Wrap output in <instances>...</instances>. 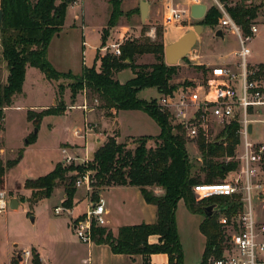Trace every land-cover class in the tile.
Segmentation results:
<instances>
[{
	"label": "trees",
	"instance_id": "1",
	"mask_svg": "<svg viewBox=\"0 0 264 264\" xmlns=\"http://www.w3.org/2000/svg\"><path fill=\"white\" fill-rule=\"evenodd\" d=\"M74 1L0 0L4 10L0 27L2 59L9 72L3 83L0 68V132L5 109L23 94L27 68L32 66L38 68L50 81L73 80L68 85L73 99L79 92L89 90L91 97L98 102V109L105 116L114 117L120 110L146 112L159 125L160 133L140 135L133 139L131 147L127 142L117 140L119 131L116 130L95 150L86 165L74 167L73 164L58 162L47 174L27 179L24 187L32 190L30 205L52 196L54 190L62 184L66 194L63 206L71 208L80 174H72L70 170L89 169L92 170L95 188L93 202L98 201L99 191L104 187L129 185L139 187L145 200L157 207L155 222L123 225L117 234L106 226L93 224L94 242L109 244L117 254H142L147 259L155 253H166L169 264H184V251L176 219L178 204L183 201L190 212L204 216L200 229L206 237V244L201 264H209L211 256L222 258L226 244L223 228L218 221L219 214L217 212L207 216L204 207L217 203L221 211L232 215L241 210L243 205L239 196H215L208 198V202H197L192 187L200 182H221L230 171L237 169L239 162L231 157H234L240 143V125L236 122L227 124L221 136L212 141L202 135L199 140L202 161L198 168L192 170L183 128L171 121L168 112L161 110L156 98L149 101L137 95L144 88L153 87L159 93H169L177 87L171 81L178 74V65L166 63L163 41L127 39L121 45V55L106 53L100 57V69L94 63L92 66H83L79 74L58 70L48 58V48L52 38L63 30L67 10ZM123 1L110 0L108 27L115 26L124 14ZM259 7L246 0H238L228 10L244 31L249 33ZM220 16V10L215 4L209 8L205 23L215 26ZM107 34L108 29L104 31L102 45L106 43ZM145 54L154 55L155 62L138 63V58ZM199 66L205 68L204 65ZM126 68L132 70L133 77L127 82H121L117 73ZM64 92L65 85H58L55 107L44 108L38 113L32 108L28 109V120L37 129L45 116L58 114L59 108L65 105ZM149 141H154V144L148 145ZM3 148L4 142L0 139V149ZM14 164V161L4 162L0 158V189L4 186L7 171ZM155 187L162 188L164 193L157 194L153 189ZM226 197H231L230 201L226 202ZM152 236H157V242L151 241ZM34 263L40 264L36 254Z\"/></svg>",
	"mask_w": 264,
	"mask_h": 264
},
{
	"label": "rangeland",
	"instance_id": "2",
	"mask_svg": "<svg viewBox=\"0 0 264 264\" xmlns=\"http://www.w3.org/2000/svg\"><path fill=\"white\" fill-rule=\"evenodd\" d=\"M141 1L124 0L122 3L124 14L118 23L112 27L107 26L111 12L110 0H85L86 4L84 6L80 5L75 8H68L69 16L65 28L60 35L54 38L49 53V59L53 62V65L61 71H67L69 69L80 71L81 66L83 67V58H85L86 64L93 65L95 63L96 68L100 67V57L105 53L99 48L95 50L92 46L102 45V37L106 29H108V34L106 36V43L104 44L118 39L120 33H125L124 41L127 39L163 41L166 46L178 40L183 30L186 31L182 35L194 29V26L203 24V32L198 35L197 41L192 46L193 48L189 51L188 55L177 63L178 74L171 81L174 84L184 85L188 83H201L205 79L203 69L198 64L200 60L208 63H216L219 61V56L228 55L233 49L240 46L237 35L229 31L224 32V39L217 36L215 34V26H210L205 23L204 19L206 15L203 19L199 20L190 16V6L192 3H206L209 10L211 6L215 5V0H143L149 2V14L144 20L141 17L140 11ZM228 1L234 2L238 0ZM250 3L252 5H260L257 18L254 20L258 25L259 31L251 40L247 41V45L252 50L250 60L254 64L264 65V0H251ZM172 7L181 10L187 9V13L179 21L174 22V24L165 25L164 19L166 13ZM86 9L87 16H84L83 13ZM74 11L78 12L76 14L78 17L81 15L80 19L83 17V22L87 25L85 28V39L87 43L84 46L82 45V37L80 36L82 31L81 27H70V21ZM76 19L77 16L75 17V21L79 23V20ZM196 54H202L204 58L197 57ZM137 62L150 64L155 62V57L152 54H145L140 56ZM0 68L1 78L3 83H5L9 72L2 59L1 35ZM132 77L133 72L130 68L121 71L119 75L121 82H127ZM71 83H73V80L69 78L50 81L38 68L29 66L23 94L16 99L12 106L5 109L0 132V139L4 142V148L0 149V158L4 162L7 160L14 161L15 166L7 171L4 182L5 186L0 191L3 190L6 192L8 201L11 197H16L21 201V205L18 208L11 209L8 203V207L0 211V249H13L14 241L19 242V248L21 250H26V246L36 244L35 239L37 238H51L52 240L56 234L55 230L59 228L56 224L57 219L69 218L74 213L83 212L87 208V203L94 201L93 193L95 188L88 189L86 185L78 187L76 184L78 190L76 194L81 197H79L81 201L76 203L73 213H70L65 208L57 213L56 206L63 207L62 201L65 190L62 184L54 190L52 196L40 200L36 204H33V206L29 202L32 196V190L24 187L27 179L45 175L52 171L58 162H63L66 154L65 150L77 157L73 163H67L65 165L73 164L74 167L77 165H86L93 157L91 153L98 146L96 136L103 137L106 141L109 136L114 135L117 132L116 130H118L117 124L112 120H108V122L103 120V123H100L102 119L94 116V111L90 110V108L87 110L82 109L80 106L85 103L88 104V107L98 109V102L91 97L89 90L79 92L73 99L71 97V88L68 86ZM60 84L65 85L63 97L65 105L59 108L58 114L45 116L38 127V131H36L37 127L33 125L32 121L28 120V109L31 106L47 104L50 105L48 106L49 108L55 107L57 105L58 85ZM137 95L139 98L149 101L160 97L158 90L153 87L141 89ZM32 109L38 113L44 108ZM82 111L84 115H82ZM88 112H91L92 117L85 115ZM122 120L125 133L156 134L160 130L156 121L153 118H149L141 110L124 114ZM87 121L90 125H93V134L89 140L88 150L78 144V141L83 142L84 140L78 139L73 134L75 128L81 127L83 122ZM226 125L209 122L207 127L201 128L198 136L191 138L185 134L186 147L193 168L192 170L198 168L202 161V153L199 146L200 137L204 135L210 141L215 140L221 136V132ZM254 126L256 133L252 137L253 140L264 142V123L256 122ZM139 136H126L124 138H118V141L127 142L132 147L133 139ZM29 139H32L31 142H28ZM153 144L154 141L148 142V145ZM238 149L237 146L235 155L231 158H235ZM89 172L92 173V170H70L72 174H80L78 179L83 174ZM156 188L153 189L158 194L164 193L163 189ZM102 189H100L99 193ZM238 196L240 198V195ZM116 198L117 194L115 192L112 193V199L115 200ZM226 198H228L226 202L231 199V197ZM74 199L75 196L72 205L74 204ZM195 199L197 202L203 203L210 201L197 197ZM252 205L256 217L260 221H264V195L260 198L253 197ZM176 219L180 240L185 252L184 264H188L187 262L189 264H195L197 258H201L199 254L202 246H204L205 239L202 236H199L198 239L196 238L194 229V219L196 218L193 219L192 214L188 211L183 201L178 205ZM112 226H115V224H112ZM113 232L116 233L115 231ZM54 240H56L58 245H64L65 241H69L65 237L61 240L57 237ZM201 242H203V245ZM224 253H226V246ZM214 258V256H211L208 262L211 263ZM32 260L34 263L33 251Z\"/></svg>",
	"mask_w": 264,
	"mask_h": 264
},
{
	"label": "built area",
	"instance_id": "3",
	"mask_svg": "<svg viewBox=\"0 0 264 264\" xmlns=\"http://www.w3.org/2000/svg\"><path fill=\"white\" fill-rule=\"evenodd\" d=\"M250 3L251 0H246ZM83 0H75L70 6L82 5ZM237 1L215 0L221 16L216 32L222 30L237 35L240 46L228 55L219 56L216 63L204 65L205 79L201 83L177 84L169 93L161 92L157 104L161 110L168 112L171 121L183 128L184 133L194 138L198 136L202 127L209 122L240 125L238 130L240 143L235 160L239 162L236 170L230 171L221 182H200L192 187L195 197L208 199L215 196H238L243 208L237 213L228 215L219 211L218 221L221 224L226 244V253L222 258H214L209 264H264V221H260L255 214L252 198L264 195V142L253 140L256 122L264 123V65L251 62L252 50L247 41L258 33L255 21L250 25V32L231 16L228 7L236 5ZM187 13V9L170 8L165 16V25L174 24ZM225 37V36H224ZM125 33L120 37L101 45L98 48L115 56L121 55V45L124 43ZM104 54V55H105ZM87 110L88 104L80 106ZM252 125V129H249ZM92 129L89 123L76 128L73 134L84 137ZM64 163H73L77 157L65 150ZM92 173L81 176L76 184L78 187L86 185L93 187ZM9 201L5 191H0V211L8 207ZM64 206H57L60 212ZM107 209L105 202L99 198L89 204L88 210L73 223L76 236L83 243H93V224L106 226ZM18 264H34L32 249L19 253ZM86 264H92L87 261Z\"/></svg>",
	"mask_w": 264,
	"mask_h": 264
},
{
	"label": "crops",
	"instance_id": "4",
	"mask_svg": "<svg viewBox=\"0 0 264 264\" xmlns=\"http://www.w3.org/2000/svg\"><path fill=\"white\" fill-rule=\"evenodd\" d=\"M85 4H86V2H85V0H83L82 5L84 6ZM70 7L75 8V7L69 6V8ZM77 13L78 12L74 11V14L71 17L70 27H72V28H80L81 27L82 31L80 33V36L82 37L81 41H82V45L84 46V44L87 43V41L85 39V34H86L85 28L87 25H86V23L83 22L84 21L83 17L80 19L81 15H79V17H78V15H76ZM83 14H84V16H87V9ZM68 16H69V12L67 11L63 30L65 28ZM76 16H77L76 20H79V23H76V21H75ZM166 25H168V24H166ZM63 30L52 38V40L49 44V48H48V58H49V53H50L52 44L54 42V38L56 36L60 35L63 32ZM185 31L186 30H183L182 34ZM182 34H181V36H182ZM220 38L224 39L225 37H220ZM92 47L96 50L99 46L93 45ZM196 56L197 57L199 56L202 59L204 58V56L202 54H196ZM51 63L53 64L52 61H51ZM207 63L208 62H205L204 60H200L198 62V64H207ZM82 65L83 66H92V64H90V65L86 64L85 58H83V64ZM82 69H83V67L81 66L80 71H76V70L74 71L72 69H69L67 71H72L76 74H79L82 72ZM97 69H100V67H98ZM123 70H125V69H123ZM120 73H121V71L117 73L118 79H119ZM26 77H27V72H26ZM25 81H26V79H25ZM23 92H24V87H23ZM54 102H55V97H54ZM48 106H50V105H48V104L47 105H35V106H31V108H46ZM89 108H90V110L94 111V113H93L94 116H96V117L98 116L99 119H102L100 121V123L101 122L103 123V120H106L107 122H108V120H112L115 124H117L118 131H119V136L117 137V140H119L118 138H124L126 136L158 135L160 133V130L156 134L125 133L122 116L124 114L129 113V112H135L136 110H120V111H118L116 116L108 117V116H105L103 114V112L100 111V109H97L95 107H89ZM127 111H129V112H127ZM113 112L115 113L114 110H113ZM82 115H84L83 111H82ZM85 115L92 117L91 112L85 113ZM147 116H149V118H152L148 114H147ZM85 123H88V121L83 122V125L81 127H83ZM109 124H110V122H109ZM81 127H78V128H81ZM91 127H92V129H90L88 131L86 138L77 137L74 135L78 139H80L82 141L84 140L83 142L78 141L79 143L78 142L77 143L84 146L87 150H88L90 137L93 134V132H92L93 131V125H91ZM159 129H160V127H159ZM96 140L98 142V146L95 148V150L105 141V139L103 137L96 136ZM95 150L91 153V155H93ZM4 186H5V184H4ZM4 186H3V188H4ZM157 188L162 189L160 187H157ZM77 192H78V190H77ZM110 192H112V193L115 192L117 194V198L115 200L112 199V193H110ZM162 193H160V194H162ZM63 196L65 199V194ZM79 197L80 196H78L77 194L75 195L73 207H71V208L64 207V208L67 209L70 213H73V210H74L76 203L81 201V199H80L81 197L80 198ZM99 198H102L104 200L105 207L107 209L106 217L108 220V224L106 225V227L115 231L116 233L113 232L114 234H117L119 227H121L123 225H135V224H139L142 222L153 223L157 219V207H156V205H154L152 203H148L145 200L140 188L137 186L117 185V186L104 187L101 190V192L99 193ZM64 199H63V201H64ZM90 203L89 202L87 203V208L83 212L74 213V214L70 215L69 218L57 219L56 224L58 225L59 228H58V230L57 229L55 230L56 234L54 235L52 240H51V238H49V239H47V238L43 239L42 237L37 238V239H35L36 244H32V246H26L25 249H32L34 254H36L38 256L40 264H86L87 261H90V263H92V264H169V256L166 253H155V254H152L151 256H149L147 259L146 256H144L142 254L131 255V254L114 253L111 249V246L109 244H106V243L99 244V243L93 242V243L87 244V243H83L82 241H80V239L76 236V234L74 232L73 223L78 218H81L82 215L88 210ZM19 205H21V201H19ZM57 206H59V205H57ZM177 209H178V207H177ZM190 213L192 214L193 219L196 218V219H194L195 220L194 229H195V233H196V238L198 239L199 236H202L205 239L204 246H202V248L200 250V254H199V256L201 258H197V260L195 262V264H201L202 256H203V252H204L205 244H206V237L200 229V224H201L204 216L202 214H198V213H192V212H190ZM176 214H177V211H176ZM112 224H115V226H112ZM177 226H178V223H177ZM57 237H59V240H61L65 237L69 241H65L64 245H58V243H56V240H54ZM157 240H158L157 236L151 237L152 242H157ZM201 244L203 245V242H201ZM19 245H20L19 242L14 241L13 242V246H14L13 249H11V250H6L5 248L0 249V264H18L19 253L22 251L19 248ZM183 251H184V249H183ZM184 257H185V252H184ZM147 260H148V262H146ZM187 263L189 264V262H187Z\"/></svg>",
	"mask_w": 264,
	"mask_h": 264
},
{
	"label": "water",
	"instance_id": "5",
	"mask_svg": "<svg viewBox=\"0 0 264 264\" xmlns=\"http://www.w3.org/2000/svg\"><path fill=\"white\" fill-rule=\"evenodd\" d=\"M141 17L144 20L149 14V2L141 1L140 3ZM208 11V5L206 3H193L190 6V16L194 19H203ZM4 10L0 7V27L3 24ZM204 30L203 24H198L194 26V29L189 30L184 35H182L178 40L169 43L165 46L164 56L167 64L176 65L180 60L184 59L188 55L189 51L192 50V46L196 42L198 35H200ZM216 35L219 37H224L222 30H218ZM249 129H252V125H249ZM36 131L38 129L36 128ZM9 205L12 209H15L19 205V201L16 197H12L9 201ZM221 211V208L217 203L208 205L204 207V212L207 216H212L213 214Z\"/></svg>",
	"mask_w": 264,
	"mask_h": 264
}]
</instances>
